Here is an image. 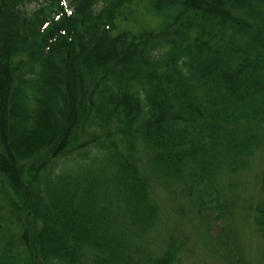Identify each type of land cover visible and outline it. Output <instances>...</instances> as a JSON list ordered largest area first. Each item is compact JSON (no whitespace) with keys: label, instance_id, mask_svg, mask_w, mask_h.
I'll use <instances>...</instances> for the list:
<instances>
[{"label":"trees","instance_id":"1","mask_svg":"<svg viewBox=\"0 0 264 264\" xmlns=\"http://www.w3.org/2000/svg\"><path fill=\"white\" fill-rule=\"evenodd\" d=\"M259 158L264 239V0H0V264H189Z\"/></svg>","mask_w":264,"mask_h":264},{"label":"rangeland","instance_id":"2","mask_svg":"<svg viewBox=\"0 0 264 264\" xmlns=\"http://www.w3.org/2000/svg\"><path fill=\"white\" fill-rule=\"evenodd\" d=\"M145 7V5H143ZM143 7H138L137 18L134 24H124V27H129L132 30H137L139 28L145 27V25H150L151 27H158L161 20L153 17L151 14L146 13ZM36 5L29 7V10H35ZM134 9V8H133ZM140 26V27H139ZM262 157V156H261ZM261 163V158H259L251 173L246 174L245 178L241 181L239 188L229 189L227 194L228 204L231 209L232 216L227 220L232 224V232L228 231V226H230L227 221H221L218 218V213L216 211L211 212L210 223L206 227L202 226L200 220L196 219L194 216L187 214L186 219L181 224V227L187 233L190 242L191 252L189 264H226L221 261L219 255L212 251V247L208 246L212 238L223 237L224 241L228 242L230 245L233 240L239 239L244 257L249 262L248 264H264V239L255 237L253 226L251 223H246V215H243V208L249 205L254 200L258 199V180L260 176V171L263 170V163ZM162 204L168 209L169 212L174 213L175 205L169 201L167 195L161 194ZM182 204V203H181ZM177 204L176 206H183V204ZM172 215L176 217L175 214ZM218 218V219H217ZM235 230L236 233L235 234ZM226 233V234H225ZM233 233V234H232ZM187 262V263H188ZM230 264V263H228Z\"/></svg>","mask_w":264,"mask_h":264}]
</instances>
